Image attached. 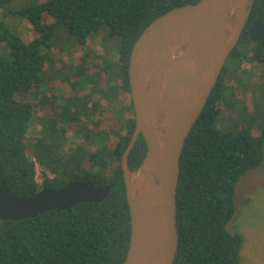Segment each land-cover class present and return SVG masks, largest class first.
<instances>
[{
	"label": "trees",
	"instance_id": "1",
	"mask_svg": "<svg viewBox=\"0 0 264 264\" xmlns=\"http://www.w3.org/2000/svg\"><path fill=\"white\" fill-rule=\"evenodd\" d=\"M19 1L14 12L33 33L24 38L11 21L0 20V43L6 46L0 53V183L27 199L68 181L98 187L115 182L102 202L0 221V264H122L130 217L120 160L135 126L127 76L131 47L156 17L198 0ZM11 2L0 0V10ZM258 18L264 23V0L251 1L238 43L185 140L172 264L241 263L244 238L227 224L237 211L238 181L263 161L264 127L254 129L257 118L251 115L241 129L223 130L218 117L240 108L234 104L240 88H251L238 96L248 102L243 115L264 109V40L248 37ZM79 50L74 61L62 56ZM242 63L259 66L258 83L251 77L243 82L248 71ZM35 124L36 139L30 136ZM68 134L85 145L66 147ZM145 150L139 136L128 156L131 170ZM36 163L43 169L41 183Z\"/></svg>",
	"mask_w": 264,
	"mask_h": 264
},
{
	"label": "water",
	"instance_id": "2",
	"mask_svg": "<svg viewBox=\"0 0 264 264\" xmlns=\"http://www.w3.org/2000/svg\"><path fill=\"white\" fill-rule=\"evenodd\" d=\"M251 1L198 0L174 7L152 20L133 42L127 76L135 126L120 160L130 217L122 264L173 262L178 244L176 192L181 153L238 43ZM248 37L264 40V23L259 18ZM139 136L146 150L140 166L131 170L128 156ZM114 182L98 187L74 180L57 190L42 189L20 199L2 180L0 221L102 202Z\"/></svg>",
	"mask_w": 264,
	"mask_h": 264
},
{
	"label": "rangeland",
	"instance_id": "3",
	"mask_svg": "<svg viewBox=\"0 0 264 264\" xmlns=\"http://www.w3.org/2000/svg\"><path fill=\"white\" fill-rule=\"evenodd\" d=\"M32 1L33 0H23L24 4L32 3ZM40 1L43 2L45 0H38V2ZM19 4V0H12L8 7L0 10V20L5 22V18H7L8 22L11 21V25L17 27V31L22 37L30 38L33 32L29 27V23L14 12V9H16ZM5 47V44L0 43V53H4ZM94 50L96 52H101V48L97 44L94 45ZM81 54L82 52L79 50L73 53L63 52L62 56L65 59L69 58L74 61L79 58ZM241 65L244 70L248 71V73L242 77L243 82L247 84L251 77V82L258 83V77L261 73L259 66L254 63H242ZM246 90H248L246 92V94H248L251 88H240L237 89L236 93L240 97V93H244ZM238 96H234V104L240 108L234 109L232 112L223 110L218 117V127L223 130L236 131L245 125L243 124V120L251 115L257 118L253 124L254 129L257 130L264 127V109L258 106L259 108L254 112H251V109H249V112L247 111L245 115H243L242 110L248 102L242 101ZM240 109L241 112L239 111ZM39 130L40 124H35V126L31 128L30 136L36 139V132ZM67 137L68 141L66 147L84 144L81 139L73 138L70 134H68ZM86 148L89 150L91 146L89 145ZM92 149L94 148L92 147ZM41 179L42 177L39 176L40 181ZM235 202L237 211L227 224V229L232 233H239L244 238V243L241 248L240 264H264V144L263 161L259 167L247 172L238 181L236 185Z\"/></svg>",
	"mask_w": 264,
	"mask_h": 264
},
{
	"label": "built area",
	"instance_id": "4",
	"mask_svg": "<svg viewBox=\"0 0 264 264\" xmlns=\"http://www.w3.org/2000/svg\"><path fill=\"white\" fill-rule=\"evenodd\" d=\"M42 172H43V169L42 167H40L37 163H36V181L38 183H41L42 182V179L41 181L39 180V176L42 177ZM47 174L48 177H51V175L48 173V172H45Z\"/></svg>",
	"mask_w": 264,
	"mask_h": 264
}]
</instances>
